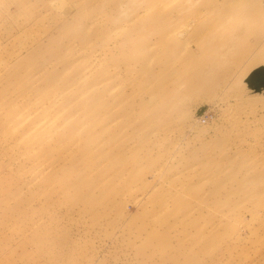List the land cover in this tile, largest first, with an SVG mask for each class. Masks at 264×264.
Here are the masks:
<instances>
[{
    "label": "rangeland",
    "instance_id": "rangeland-1",
    "mask_svg": "<svg viewBox=\"0 0 264 264\" xmlns=\"http://www.w3.org/2000/svg\"><path fill=\"white\" fill-rule=\"evenodd\" d=\"M259 67L264 0H0V264H264Z\"/></svg>",
    "mask_w": 264,
    "mask_h": 264
},
{
    "label": "water",
    "instance_id": "water-1",
    "mask_svg": "<svg viewBox=\"0 0 264 264\" xmlns=\"http://www.w3.org/2000/svg\"><path fill=\"white\" fill-rule=\"evenodd\" d=\"M246 83L249 87L258 91L260 88L264 87V67H259L255 69L246 79Z\"/></svg>",
    "mask_w": 264,
    "mask_h": 264
},
{
    "label": "built area",
    "instance_id": "built-area-1",
    "mask_svg": "<svg viewBox=\"0 0 264 264\" xmlns=\"http://www.w3.org/2000/svg\"><path fill=\"white\" fill-rule=\"evenodd\" d=\"M210 118H211V116H210L207 112H205V113L200 117L201 122H203V123L207 122Z\"/></svg>",
    "mask_w": 264,
    "mask_h": 264
}]
</instances>
